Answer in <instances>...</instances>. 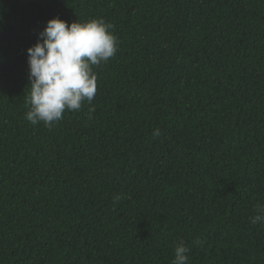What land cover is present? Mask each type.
<instances>
[{"label":"trees","instance_id":"1","mask_svg":"<svg viewBox=\"0 0 264 264\" xmlns=\"http://www.w3.org/2000/svg\"><path fill=\"white\" fill-rule=\"evenodd\" d=\"M54 16L119 43L91 105L34 126L26 49ZM258 205L264 0H0V264H171L181 240L264 264Z\"/></svg>","mask_w":264,"mask_h":264},{"label":"clouds","instance_id":"2","mask_svg":"<svg viewBox=\"0 0 264 264\" xmlns=\"http://www.w3.org/2000/svg\"><path fill=\"white\" fill-rule=\"evenodd\" d=\"M113 27L103 18L66 22L54 16L46 21L36 42L26 49L29 90L25 119L30 124L42 122L52 127L65 111H79L85 102L91 105L97 94L94 68L117 52L119 42ZM152 135L160 137L161 131L153 129ZM120 199L119 195L113 197L114 203ZM256 213L252 223H264V205H258ZM173 251L171 264H189L190 249L182 240Z\"/></svg>","mask_w":264,"mask_h":264}]
</instances>
